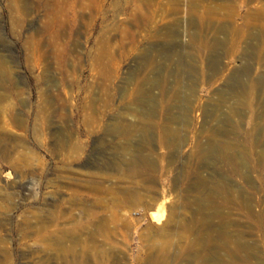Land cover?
Returning <instances> with one entry per match:
<instances>
[{
    "label": "rangeland",
    "instance_id": "obj_1",
    "mask_svg": "<svg viewBox=\"0 0 264 264\" xmlns=\"http://www.w3.org/2000/svg\"><path fill=\"white\" fill-rule=\"evenodd\" d=\"M51 1L0 0V264H264V0Z\"/></svg>",
    "mask_w": 264,
    "mask_h": 264
},
{
    "label": "bare ground",
    "instance_id": "obj_2",
    "mask_svg": "<svg viewBox=\"0 0 264 264\" xmlns=\"http://www.w3.org/2000/svg\"><path fill=\"white\" fill-rule=\"evenodd\" d=\"M67 1V0H66ZM89 1V0H88ZM141 1V0H140ZM51 2H53L54 3V1L52 0ZM85 2V1H84ZM56 3H59V2H57L56 1ZM56 3H54V4H56ZM62 5V4H61ZM63 5H64V2H63ZM136 5H137V3H136ZM53 6V5H52ZM56 6H57V4H56ZM65 6V5H64ZM63 6V7H64ZM87 6V5H86ZM58 7V6H57ZM61 8V9H64V8ZM66 7H67V5H66ZM85 7V6H84ZM83 7V8H84ZM72 8V7H71ZM56 9V8H55ZM61 9H59L60 11H61ZM52 10H54L53 8L51 9V11ZM58 10V9H57ZM54 12V11H53ZM133 12V11H132ZM55 13V12H54ZM57 13V12H56ZM59 13V12H58ZM63 13V12H62ZM71 13V12H70ZM60 15V14H59ZM65 16V15H64ZM67 16H68V14H67ZM138 16V15H137ZM65 18H67V17H65ZM57 19V18H56ZM68 20V19H67ZM53 22V21H52ZM141 122V121H140ZM162 132H163V134H165L166 132V134H168V133H170V132H172V128L169 126V125H167V124H165L163 127H162ZM151 214V218H152V220H156V222H159V221H161V219L163 218V216H164V209H163V205L162 204H159V206L156 208V210L155 211H153V212H151L150 213Z\"/></svg>",
    "mask_w": 264,
    "mask_h": 264
}]
</instances>
